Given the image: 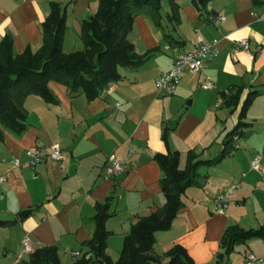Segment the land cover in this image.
I'll return each mask as SVG.
<instances>
[{
	"label": "crops",
	"instance_id": "0c3cea01",
	"mask_svg": "<svg viewBox=\"0 0 264 264\" xmlns=\"http://www.w3.org/2000/svg\"><path fill=\"white\" fill-rule=\"evenodd\" d=\"M177 2L178 20L170 16L169 0H162L160 25L148 15L136 16L128 40L147 59L138 68L120 66L121 79L98 97L73 94L51 80L55 103L26 98V129H6L0 140V178H5L0 180V264H21L45 246L58 247L61 264H73L79 258L73 251L88 250L84 243L96 229V204L107 201L113 215L106 253L117 261L133 225L165 203L164 170L156 155L178 151L185 167L190 150L214 159L228 139L231 152L216 164L199 166L198 185L187 189L171 227L157 232L153 254L165 263L169 251L181 245L196 264H215L227 227L264 226V0H205L200 7L192 0ZM54 3L67 16L64 52L82 50V21L98 11V0H0V45L10 35L15 54L37 51ZM210 14L226 19L209 22ZM196 28L205 43L219 39L220 54L202 69L184 72L174 94L158 93L157 76L173 66L179 49L191 47ZM168 34L181 43L171 44ZM240 39H247L248 49L237 44ZM208 79L214 86L205 89L201 85ZM231 93L239 94L235 102ZM54 143L63 149V160L12 164L15 157L24 161L30 147ZM259 153L262 172L251 164ZM110 154L129 163L125 174L105 178ZM233 184L238 187L226 212L216 213L213 198ZM24 210L32 211L20 218ZM27 235L32 252L23 245ZM249 251L264 258V238L237 245L229 264H244Z\"/></svg>",
	"mask_w": 264,
	"mask_h": 264
},
{
	"label": "trees",
	"instance_id": "16d2710c",
	"mask_svg": "<svg viewBox=\"0 0 264 264\" xmlns=\"http://www.w3.org/2000/svg\"><path fill=\"white\" fill-rule=\"evenodd\" d=\"M98 11L82 21V50L66 53L63 50L67 16L57 3L43 23V43L37 51L27 48L20 54L13 50V38L7 35L0 45V140L5 130L21 133L26 129L28 110L25 100L37 95L47 103L56 98L48 83L56 80L66 85L73 94L83 92L92 99L98 97L111 82L121 79L119 67L138 68L147 59L140 56L135 45L128 40L137 15L150 16L156 24H162V0H98ZM172 19H179L180 6L177 0H169ZM205 0H192L196 7ZM171 44L181 43L171 34ZM238 93H231L230 101L235 102ZM246 101V107L250 103ZM233 135V133L231 134ZM232 141L226 140L220 155L214 159L199 158L190 150L188 163L180 166L178 151L159 153L164 176L161 179L165 203L147 216L141 217L125 236L123 248L117 261L106 253L107 239L111 231L108 219L113 215L111 203L98 202L94 216L96 229L84 245L88 250L74 264H196L187 249L174 246L168 253L169 259L162 263L153 254L157 232L171 227L173 220L185 206L183 199L189 187L198 185V168L202 164H216L231 152ZM14 221H5L11 223ZM252 237L264 238V226L258 229H244L230 225L225 230L217 253L215 264H229V257L236 246ZM21 264H61L56 246H45L34 251L29 260Z\"/></svg>",
	"mask_w": 264,
	"mask_h": 264
},
{
	"label": "built area",
	"instance_id": "2783aa9c",
	"mask_svg": "<svg viewBox=\"0 0 264 264\" xmlns=\"http://www.w3.org/2000/svg\"><path fill=\"white\" fill-rule=\"evenodd\" d=\"M226 16L223 14H210L208 16L209 22L223 21ZM196 39L190 40L191 47L189 49H179L175 53V60L173 66L166 71L161 72L156 78V90L160 94L172 95L176 92L179 82L181 81L184 72L197 71L202 69L207 61H210L220 54L219 39H213L209 43H205L203 36L200 34V29L196 28ZM237 44L243 48L248 49L249 43L247 39H240ZM168 48V46H167ZM205 89L213 88L214 82L206 80L202 85ZM26 159L15 157L12 164L15 166L27 165L35 166L46 158H51L54 161H61L64 159L65 153L58 143H54L49 148L41 146H32L26 150ZM252 168L262 172V156L257 154L252 160ZM130 168L129 163L117 157L115 154L108 156V163L104 168L105 178H112L115 176L125 174ZM5 178H0L3 181ZM238 184H233L227 190L221 191L213 198L214 209L216 213L224 214L229 206V199L233 196ZM23 245L27 252H32L31 238L29 235L24 237ZM72 255L75 258L81 257V251H73ZM244 264H264V258L257 256L255 253L249 251L245 254Z\"/></svg>",
	"mask_w": 264,
	"mask_h": 264
},
{
	"label": "water",
	"instance_id": "95a60500",
	"mask_svg": "<svg viewBox=\"0 0 264 264\" xmlns=\"http://www.w3.org/2000/svg\"><path fill=\"white\" fill-rule=\"evenodd\" d=\"M32 210H24L20 213V218H24L27 214H29Z\"/></svg>",
	"mask_w": 264,
	"mask_h": 264
},
{
	"label": "rangeland",
	"instance_id": "374dc122",
	"mask_svg": "<svg viewBox=\"0 0 264 264\" xmlns=\"http://www.w3.org/2000/svg\"><path fill=\"white\" fill-rule=\"evenodd\" d=\"M186 193H187V191H186ZM184 196H186V194H185ZM85 252H86V251H85ZM85 252H83V254H84ZM120 254H121V253H120ZM82 256H83V255H82ZM82 256H81V257H82ZM81 257H79V258H81ZM119 257H120V255L118 256L117 260L119 259ZM79 258H78V259H79ZM78 259H76V260L74 261V263H75ZM74 263H73V264H74Z\"/></svg>",
	"mask_w": 264,
	"mask_h": 264
}]
</instances>
